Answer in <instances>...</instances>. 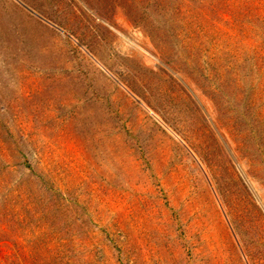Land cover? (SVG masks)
<instances>
[{
	"label": "rangeland",
	"instance_id": "rangeland-1",
	"mask_svg": "<svg viewBox=\"0 0 264 264\" xmlns=\"http://www.w3.org/2000/svg\"><path fill=\"white\" fill-rule=\"evenodd\" d=\"M0 264H264V0H0Z\"/></svg>",
	"mask_w": 264,
	"mask_h": 264
}]
</instances>
